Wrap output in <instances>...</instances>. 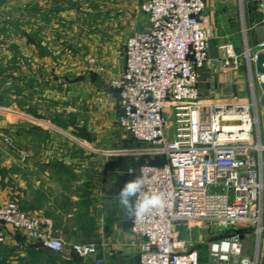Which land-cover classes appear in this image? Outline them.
<instances>
[{"label":"crops","instance_id":"crops-1","mask_svg":"<svg viewBox=\"0 0 264 264\" xmlns=\"http://www.w3.org/2000/svg\"><path fill=\"white\" fill-rule=\"evenodd\" d=\"M139 2L125 0L121 6L122 13L129 11L136 20L132 31L125 29L123 38L108 40L89 35L82 40L88 47L85 61L66 73L35 66V5L48 15L37 25H49L53 18L58 27L65 16L59 7H54L56 17L50 11L60 0H0V137L7 134L23 142L0 146V207L15 201L26 212L49 220L65 244V252L55 254L7 226L0 264H91L93 257H78L74 245H95L102 264L137 263L142 242L131 233L132 219L125 216L116 195L136 175L129 171L136 173L156 157L144 153L150 146L120 129L118 91L112 82L125 66L119 41L125 47L133 33L149 28L148 19L134 13ZM201 21L210 33L209 57L219 61L222 47L232 46L239 66L230 72L222 71L220 63L216 71L200 69L199 104L219 107L255 100L263 110L261 74L244 53L248 49L253 56L264 54V6L255 0H210ZM66 114L87 122L89 137L96 139L86 150L78 149L83 156L73 160L74 169L69 162L62 167L54 161L59 147L43 144L44 137L54 139L52 132L66 129ZM21 153L27 154L26 160ZM63 168L70 170V178L58 175Z\"/></svg>","mask_w":264,"mask_h":264},{"label":"built area","instance_id":"built-area-1","mask_svg":"<svg viewBox=\"0 0 264 264\" xmlns=\"http://www.w3.org/2000/svg\"><path fill=\"white\" fill-rule=\"evenodd\" d=\"M136 11L149 22L124 47L125 66L112 82L118 91V125L147 155L163 165L145 164L134 173L144 179V192L162 193L166 204L143 220H131V233L141 240L136 264H260L264 259V108L255 100L219 107L199 104L198 71L238 69L232 46L222 47L219 61L208 55L210 33L202 24L210 0H139ZM264 6V0H259ZM244 57L256 61L250 50ZM264 84V75L258 77ZM262 115V116H261ZM23 160L26 153H21ZM221 191H212L211 189ZM12 227L55 254L65 252L49 220L23 211L17 202L0 207V245ZM201 229L194 243L185 236ZM232 229V230H230ZM243 231L242 233L227 231ZM191 237V235H190ZM254 253L244 254L245 238ZM80 258L102 264L95 245H74Z\"/></svg>","mask_w":264,"mask_h":264},{"label":"rangeland","instance_id":"rangeland-1","mask_svg":"<svg viewBox=\"0 0 264 264\" xmlns=\"http://www.w3.org/2000/svg\"><path fill=\"white\" fill-rule=\"evenodd\" d=\"M123 1L125 2V0H60V5L53 6V9L51 8L53 11H50L51 17H56L54 7H59L61 13L65 16L62 18L65 22L61 24L60 21L58 27H56L57 24H54L53 18H51L49 25H37L41 17H46L47 11L43 10L40 5H35L34 44L35 59L37 60L35 61V66H39L41 69L45 65H48L49 67L60 68L68 73L75 65H78L79 61H85L88 47H86L82 40L88 39L89 35H92V37L99 36L103 40H108L109 38H113V36L114 38L115 36L120 38L121 33L125 29L132 31L136 20L129 11L121 12ZM136 12L135 10L134 13L136 14ZM136 16L140 15L136 14ZM119 42L124 48L125 42H121V40ZM46 60L49 61V64H42V61ZM53 116H55L54 113ZM65 119L66 129H62L63 131L61 130L58 133L52 132L54 139L44 137L43 144L49 147H59L61 151L58 152L57 159L54 161L62 163V167H64L65 162H69L71 164L69 169H74L73 167L76 165L73 163V160H77L81 155L83 156L81 154L83 151L78 149L86 150L90 143L96 142V139H93V136L92 138L89 137V124L87 122L84 121L83 123L82 120L79 123L78 118L75 117L73 119L70 114H66ZM69 127H73L74 132L70 131ZM21 143L23 142L17 143V141H14L7 134L0 137V146L7 147L12 145L16 147L22 145ZM79 151H81V155ZM158 157L161 159L160 156ZM69 171L63 168V171H58V175L62 178H70L71 174ZM19 207L25 211L20 205ZM179 231L182 240L186 236L194 243L200 242V236L204 238L208 237V233L202 232L199 228L188 233L186 227H180ZM69 235L73 236L72 234ZM243 243L244 254L252 256L254 253L252 238H245ZM201 250L202 260L205 263L207 249L201 247Z\"/></svg>","mask_w":264,"mask_h":264},{"label":"clouds","instance_id":"clouds-1","mask_svg":"<svg viewBox=\"0 0 264 264\" xmlns=\"http://www.w3.org/2000/svg\"><path fill=\"white\" fill-rule=\"evenodd\" d=\"M116 199L125 216L133 220H143L153 210L163 209L166 204L162 193L144 192V179L141 174L125 182Z\"/></svg>","mask_w":264,"mask_h":264},{"label":"water","instance_id":"water-1","mask_svg":"<svg viewBox=\"0 0 264 264\" xmlns=\"http://www.w3.org/2000/svg\"><path fill=\"white\" fill-rule=\"evenodd\" d=\"M255 1H256V4H258V1L259 0H255ZM255 65H256L257 72L259 74H261V75H264V54L261 53V54H258L256 56ZM262 88L264 90V84L262 85ZM262 104L264 105V99L262 101ZM263 121H264V118H263ZM211 190L212 191H219L220 192L221 191V188H219V189L212 188ZM230 230H232V229H230Z\"/></svg>","mask_w":264,"mask_h":264},{"label":"trees","instance_id":"trees-1","mask_svg":"<svg viewBox=\"0 0 264 264\" xmlns=\"http://www.w3.org/2000/svg\"><path fill=\"white\" fill-rule=\"evenodd\" d=\"M162 159V160H161ZM161 159L159 157H156V161L153 162V165H163L165 163V159L161 157ZM228 233H232V232H238V233H242L243 231L238 230V231H227ZM203 261V260H202ZM203 264H206V258H205V263L203 262Z\"/></svg>","mask_w":264,"mask_h":264}]
</instances>
